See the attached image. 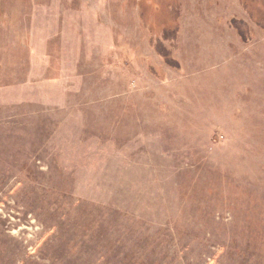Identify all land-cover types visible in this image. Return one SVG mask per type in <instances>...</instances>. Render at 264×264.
<instances>
[{"label":"rangeland","instance_id":"1","mask_svg":"<svg viewBox=\"0 0 264 264\" xmlns=\"http://www.w3.org/2000/svg\"><path fill=\"white\" fill-rule=\"evenodd\" d=\"M0 264H264V0H0Z\"/></svg>","mask_w":264,"mask_h":264}]
</instances>
